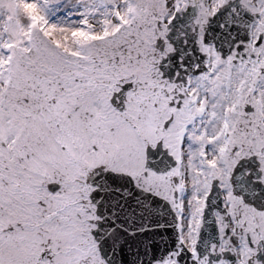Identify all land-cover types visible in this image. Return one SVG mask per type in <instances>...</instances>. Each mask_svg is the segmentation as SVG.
<instances>
[{
	"label": "snow or ice",
	"instance_id": "6c2138e0",
	"mask_svg": "<svg viewBox=\"0 0 264 264\" xmlns=\"http://www.w3.org/2000/svg\"><path fill=\"white\" fill-rule=\"evenodd\" d=\"M0 264H264V0H0Z\"/></svg>",
	"mask_w": 264,
	"mask_h": 264
}]
</instances>
